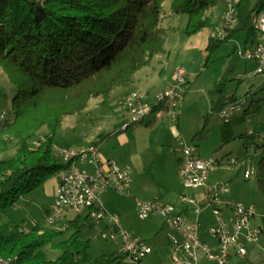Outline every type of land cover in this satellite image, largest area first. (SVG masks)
Wrapping results in <instances>:
<instances>
[{
	"label": "trees",
	"instance_id": "16d2710c",
	"mask_svg": "<svg viewBox=\"0 0 264 264\" xmlns=\"http://www.w3.org/2000/svg\"><path fill=\"white\" fill-rule=\"evenodd\" d=\"M165 1L0 0V68L16 88L13 116L0 123V211L14 207L25 193L68 168L71 162L55 148V135L66 115L81 112L93 97H109L115 88L130 84L135 72L163 51L165 29L161 18ZM219 1L170 0V8L177 16H188L185 33L190 36L215 26L211 11ZM235 2L236 27L224 39L211 36L207 51L238 31L246 33L248 48L259 41L264 0H256L254 5L251 0ZM226 80L223 76L210 91L211 113H220L233 101L237 103L236 95L227 93ZM260 105L252 102L241 117L222 126L225 143L234 138L233 124L261 110ZM160 108L168 106L155 104L153 112ZM204 122L193 140L209 137L208 116ZM42 126L48 133L33 147L31 139ZM246 136H259L264 142V126L262 131L251 130ZM14 144V154L2 158L1 154ZM259 174L264 186V156ZM79 215L67 220L64 228L15 224L11 220L0 223V256L15 264H131L120 251L91 258L90 239L82 238ZM69 228L74 231L68 239L55 241ZM46 245L60 249L61 254L49 259ZM244 263L254 264L247 256Z\"/></svg>",
	"mask_w": 264,
	"mask_h": 264
},
{
	"label": "rangeland",
	"instance_id": "374dc122",
	"mask_svg": "<svg viewBox=\"0 0 264 264\" xmlns=\"http://www.w3.org/2000/svg\"><path fill=\"white\" fill-rule=\"evenodd\" d=\"M251 1L253 5L256 2V0ZM225 7V1L220 0L212 9L214 27H206L189 36L185 33L188 16L173 14L170 0H166L163 3L164 9L161 18V26L165 29L163 51L156 53L150 64L135 72L136 81L117 87L109 97H93L81 112L66 115L55 135L56 146L65 149L86 148L95 140H100L104 135L112 133L110 138L100 140L101 154L104 152L113 153L117 162L122 165L128 164L131 171L128 145L122 144L120 132L116 128L126 120L125 118L119 119L116 113L119 108L113 107L119 100L116 101V97L124 91L132 90L131 92L146 94L148 101H155L156 94L167 84L170 85L174 69L178 65H182L187 70L189 82L188 90L183 95L182 105L179 109L181 112L179 126L181 135L188 143L194 142L200 146L202 157L225 158L224 164L218 165L210 171L209 184L228 183V195L232 201L254 205L256 212L264 213V186L259 181V164L264 156V142L259 139V136L252 139L246 136L251 130L262 131L264 126V74L254 73L257 65L240 55V52H246L248 49L245 44L246 33L244 31L236 32L229 40L221 41L212 51H207L211 36L221 39L216 31V26L220 21V19L218 21L219 14ZM263 36L264 31L258 35V38L262 39ZM223 76L227 77V93L235 94L237 98V108L228 117L217 112L211 113L210 106V91ZM15 93V86L10 82L4 70L0 68V111L8 113V120L14 113L13 97ZM260 100H262L261 105L258 104ZM252 102L254 105H260L259 109L261 110L247 114L245 119L233 124L234 138L225 143L221 135L222 126L230 119L241 117ZM231 104H235V101ZM207 116L209 137L200 141L192 140L193 136L203 128ZM146 122L135 123L133 128H129L125 133L129 139L133 133H136L142 142L153 145L141 156L148 167V174L152 176V180L161 181L164 177L162 171L165 169L162 164V168H160L163 155L160 149L156 153L155 148L157 143L161 142L160 137H163L168 131L164 130L163 125L165 124L162 123L161 117L153 125L148 126ZM173 125L178 129L176 122ZM180 131L178 129V132ZM47 133L48 128L42 126L38 130V134L31 139V146H36L38 139ZM241 135L243 137H240ZM155 140L156 143H154ZM15 148V144L11 145L8 151L1 154V157L12 156ZM231 159H237V164L231 163ZM252 166L255 167L256 173L250 178H246L244 172L246 169H251ZM166 176L169 177V175ZM55 177L49 178L37 189L25 193L14 207L8 208L4 212L0 211V223L11 220L15 224L27 222L33 225L53 227L48 222L47 210L52 207V183L56 179ZM182 187L185 194L191 198L196 195L200 198L205 192L203 188ZM128 195L129 193L120 192H112L106 197L104 195V201H102L105 203L104 207L108 211V215L117 216L124 229L144 239L152 247V252L140 264H173L174 251L167 234L168 228L164 226V218L159 215H152L145 219L140 218L135 200ZM160 198L165 199L166 197L160 196ZM175 205L178 209L188 206L189 220H197L194 205L183 203L181 200L175 202ZM75 215V213H71L69 217L74 218ZM199 218L202 224L212 222L214 220L213 210L209 208L203 211ZM81 224L82 238L90 239L88 253L91 258L120 250L121 238L114 237L113 232L106 228L107 224L113 227V223L108 217L97 221L93 218L85 219L83 215ZM89 225H92L93 229L87 232ZM73 231V228H69L55 241L68 239ZM103 233H107V237H104ZM260 245L251 247L247 255L254 264H264V234L261 237ZM44 250L51 260L61 254L60 249L52 248L49 245H46Z\"/></svg>",
	"mask_w": 264,
	"mask_h": 264
},
{
	"label": "built area",
	"instance_id": "2783aa9c",
	"mask_svg": "<svg viewBox=\"0 0 264 264\" xmlns=\"http://www.w3.org/2000/svg\"><path fill=\"white\" fill-rule=\"evenodd\" d=\"M222 14H227V21L221 22L216 31L218 36L224 39L238 23L235 0H232V3H226V10ZM259 24L264 31V16ZM240 53L241 56L256 62L257 67L254 73L264 74V39L259 40L246 52ZM182 82H189L187 81V70L184 66L178 65L176 72H173L170 85L156 94L155 101L151 102L146 98L136 99V96L132 95L130 100H121L138 101V108L133 110L130 124L142 122L143 116H148L149 104H159L162 93H170L168 109L172 120L177 121L181 114L179 109L183 95L187 91L182 90ZM228 105L236 106V103ZM220 113L224 114L223 111ZM55 148L57 151L66 152L68 158H75V166H68L56 174L57 194L50 209L53 221L57 222L61 228L66 227L69 212L87 213L89 217L97 221L108 217L113 223L112 229L108 230L113 232L114 237L121 238L119 251L125 255L128 262L132 259H139L140 263L152 252V247L144 239L124 229L117 216H109L101 198L102 191L106 189L129 193L131 184L129 167L113 159H104L100 145L97 143L79 149H65L59 146ZM174 151L180 158L178 177L184 187L205 190L200 198L197 196L191 198L186 194L180 197L183 203L196 207L197 220H189L188 206L182 210L173 203L160 199L138 200L139 217L145 219L152 215H159L164 218V226L168 228L167 234L174 251L173 264H210L212 262L235 264V257H244L245 261L251 247L261 246L264 225L254 223V221L257 217L264 219V213L256 212L254 205L232 201L228 195V183H208L210 171L224 164V159L221 162H214V156L206 158L200 156L195 144L188 143L182 136L177 137ZM237 161V159L230 160L234 164H237ZM251 170H254L253 166L245 170L246 178L251 177ZM209 208L216 210V217L212 222L202 224L199 217ZM230 220H238V228H230ZM173 232H180L183 235V243L174 242ZM103 235L107 237V233Z\"/></svg>",
	"mask_w": 264,
	"mask_h": 264
},
{
	"label": "crops",
	"instance_id": "0c3cea01",
	"mask_svg": "<svg viewBox=\"0 0 264 264\" xmlns=\"http://www.w3.org/2000/svg\"><path fill=\"white\" fill-rule=\"evenodd\" d=\"M224 9L225 8H223V10L220 12L218 21H219L221 15H222ZM211 13L214 14L213 10L211 11ZM262 39H264V36H263ZM262 39L259 38V40H262ZM249 61H252L254 64H256V62L253 61V60H249ZM134 81H136V76L135 75H134V78H133L132 82H134ZM167 87H168V84L166 86H164L162 88V90L166 89ZM115 90H116V88L112 92H114ZM162 90H160V91H162ZM131 91L132 90H128V91H124L122 94H118L117 97H116V101L118 99H120V97H122V96H124L126 94H129V92H131ZM151 102H153V101H151ZM116 113H117V116H118L119 119L120 118L121 119L125 118L124 114L121 113L120 109ZM180 116H181V114H180ZM180 116L177 119V121H173L169 109L160 108L156 112H152V114L144 120V121H147L146 124L149 126V125L155 124V122L161 117L162 123L165 124V125H163V128H164V130L168 131L167 134H165L163 137H160L161 142H160V144L158 142L157 143L158 145L155 148L156 153H158V150L160 149L161 153L163 155L162 156L163 158L160 161V168H162L161 167V164H162V166L166 169V170L164 169V171H162L164 173V177H163V180L160 178L161 181L152 180V176H150L148 174V167L145 165V161H144V159L141 156L142 153H144L146 150L150 149V147H153V145L152 144H147L145 142H142V140H140L137 137L136 133H133L131 135L130 139H129L126 136L127 133H125V131H127L129 128H133L134 125L130 124L129 126L125 127L126 120H125L124 123L116 126V128L120 132V138H121V140L123 142L122 144L124 146L128 145V152L130 154V158H128V159H129V162L132 165L131 166L132 170L130 171L131 184H130V187H129V195L128 196L135 200V202L137 204V207H138V200H146V201H148V200H155V199H160V200H163V201H166V202H169V203H173L175 205V202L180 201V197L182 195H185V191H184V189L182 187L184 185L181 183V181H180V179L178 177V168L180 166V158L174 151V146L176 144L177 137L178 136H182L181 135L182 133H181L180 127H179L180 126V120H181ZM144 121H142V122H144ZM175 122L177 123L178 129H179L180 132H178V129H176V127H174L173 124H175ZM162 123H160V124L162 125ZM111 136H112V133L106 134L100 140L108 139ZM100 140H95L92 143H95L96 141H99V145H100V148H101V141ZM192 140H193V138H192ZM156 142L157 141L155 140L154 143H156ZM197 146H198V154H200V156H201V151L199 149L200 146L199 145H197ZM55 147H56V143H55ZM102 154L101 155H102V157L104 159L116 160L114 158V154L113 153H107V152L105 153L104 152ZM123 165L128 166L129 169H130V166L128 164H123ZM167 168H168V170H167ZM154 175H153V177H154ZM166 175H169V177L166 176ZM209 176H210V173H209ZM163 181H165L166 183L163 182ZM57 182L58 181H57V178H56V179H54V181L52 183V191H53L52 192V195H53L52 196L53 197L52 205H53V203L55 201L56 194H57ZM208 182H209V177H208ZM112 192H116V191H114L112 189H106V190L102 191V193H101L102 200H103L104 195L106 197V195H110V194H112ZM157 195H159V196H157ZM160 196H163V197H166V198L162 199V198H160ZM104 206H105V203H104ZM185 207L183 206L181 209L183 210V209H185ZM50 209H48L47 212H49ZM188 212H189V210H188ZM71 213H73V212H69L67 214V220H72L78 215V214L75 213L76 214L75 217L74 218H70L69 216H70ZM83 215L85 216V219H90L91 218V217L87 218L86 217V216H88L87 213H83V214L79 215L80 216V221H81V217ZM229 217H230V214H229ZM257 221H258L259 224L264 225V219L262 217H257L256 220H255V223H257ZM106 226H107L106 227L107 229H110V228L112 229V227L109 226V224H107ZM92 229H93L92 225H89V228L87 229V232H90Z\"/></svg>",
	"mask_w": 264,
	"mask_h": 264
},
{
	"label": "bare ground",
	"instance_id": "6f19581e",
	"mask_svg": "<svg viewBox=\"0 0 264 264\" xmlns=\"http://www.w3.org/2000/svg\"><path fill=\"white\" fill-rule=\"evenodd\" d=\"M225 3H232V0H224ZM226 10V7L224 11ZM227 21V14H222L220 21L218 25L221 24V22ZM238 21V18H237ZM218 25L216 26V29H218ZM221 37V36H220ZM177 68V67H176ZM176 68L174 69L173 72H176ZM173 77V73H172ZM187 81L188 77H187ZM187 84L188 82H182V90H187ZM132 96H136V99H144L146 98V94H140L139 92H131L124 96L123 98H120L117 102V105L121 111V113L124 114L126 118V124H130V118L133 117V110H136L138 108V101H121V100H130ZM159 103L166 104L169 107L170 104V93H162L161 100H159ZM155 104H149L148 106V116H143L142 121H144L147 117H149L152 112H153V107ZM237 106L234 105H226V108L224 107L222 109L223 113L222 115L224 116H230L231 112L235 111ZM123 109V110H122ZM2 112V113H1ZM8 121V113L6 111H0V123H5ZM195 148H198V146L195 144ZM58 153L67 161H70L69 166H75V158H68V154L63 151H58ZM222 159L225 158H216L214 157V162H221ZM254 170H251V176L256 173L255 167L253 166ZM65 170V169H62ZM58 174V173H57ZM214 217H216V210H213ZM48 222L49 224L53 226H59L57 225V222L53 221L51 218V213L50 211L48 212ZM230 228H238V220H230ZM27 230V229H26ZM173 240L176 243H183V235L180 234V232H173ZM131 264H140L139 259H132L130 260ZM0 264H15L12 260L4 258L0 256ZM235 264H244V257H235Z\"/></svg>",
	"mask_w": 264,
	"mask_h": 264
}]
</instances>
